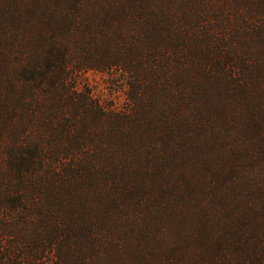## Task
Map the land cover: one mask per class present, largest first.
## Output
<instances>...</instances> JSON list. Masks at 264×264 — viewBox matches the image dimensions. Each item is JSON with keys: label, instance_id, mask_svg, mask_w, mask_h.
I'll return each instance as SVG.
<instances>
[{"label": "trees", "instance_id": "obj_1", "mask_svg": "<svg viewBox=\"0 0 264 264\" xmlns=\"http://www.w3.org/2000/svg\"><path fill=\"white\" fill-rule=\"evenodd\" d=\"M1 32L43 50L0 65L3 147L20 180L0 174V239L16 210L40 223L6 234L0 263L264 264V0H0ZM84 41L92 51L73 67L121 70L133 109L107 110L65 76L55 90L56 50L65 70ZM51 91L65 117L36 139L24 117ZM50 159L58 181L92 188L82 211L58 186V211L24 205Z\"/></svg>", "mask_w": 264, "mask_h": 264}, {"label": "rangeland", "instance_id": "obj_2", "mask_svg": "<svg viewBox=\"0 0 264 264\" xmlns=\"http://www.w3.org/2000/svg\"><path fill=\"white\" fill-rule=\"evenodd\" d=\"M82 31L84 33H87V31L90 29L86 24L82 26ZM0 36H2V39H0V65L3 64L8 57V53H12L15 55V53L18 52H24V53H35L39 50H43L41 46L36 47L33 43H30L26 48H21L20 44L18 47H12V43L10 41V37L8 35L5 36L4 32L0 33ZM45 50V49H44ZM92 49L90 45H86V41L81 43L77 50L70 52L68 55L64 56L63 60H68L70 66L66 68L65 70L62 68L60 64H58V57L61 51L58 49L56 50V66L51 65V73L54 77V81H56V89H61L62 86V76L67 77L68 83L70 85L75 86L77 91H89L90 97L92 100H96L102 107H104L107 110L111 111H130L133 109L134 104H132L129 91H130V85L132 83L129 76L125 75L121 70H114V69H108V70H96V69H84L81 71H76L74 66V60L78 59L79 57H85L84 54L88 55L89 52H91ZM55 51H53V54ZM46 56L42 58L38 62H44V60L48 57ZM54 91V89H53ZM51 91L49 94L51 97L48 101V103L43 104L41 102V105L38 106L37 112L35 115H32L31 113H28L24 117V124H27V127L30 129V132L33 135H36V139L42 138L43 136H46V139L49 135H54L56 131V121L58 123H61V119L65 117L64 115L60 116L58 113H55L52 109L54 108L53 105L56 101L57 94H54V92ZM42 99V96H41ZM2 101V100H1ZM0 106H4L3 101L0 102ZM31 108V106H30ZM54 112V113H53ZM57 118V119H56ZM8 135V130L5 125V121L0 119V168H4L1 170V175L6 177V180H12V182L18 183L20 180L17 175L14 174L12 170H10V167L8 166L7 161L9 159V154L7 153V149L3 147V143L5 141V137ZM24 139V138H23ZM52 144V143H51ZM47 145H50L49 143ZM56 148H76L75 143L73 140L69 137H58V143H54ZM56 163L52 162L50 159L46 166L43 165L42 167L39 165L37 168L40 173L38 175H29V179H33L34 185L40 188H43V192H39L36 190L35 193L30 196V202L25 201L24 205L27 207H34L37 211L38 208L41 207H47L51 208L53 207L58 211L60 209V201L54 198V195L52 194V197L48 200L52 186H58L61 189L68 188V190L74 192V197L71 199L70 203L73 205V209L77 212L82 211L81 208L76 207V201L80 198L87 197L89 195H92L90 191L92 188L87 185V183H82L81 185H76L75 183H70L68 181H61L56 178L55 173L52 169L49 168L53 167ZM56 170V169H55ZM0 182H2L0 180ZM5 182V181H4ZM45 182V183H44ZM42 184V185H41ZM85 188V189H82ZM42 197V199H41ZM26 200V199H25ZM43 205V206H42ZM26 213V212H25ZM8 224V227L6 228V232L3 233L4 238L0 239V246L5 247V249H10L12 247V240L7 239L5 236L6 234L15 235L18 239L20 237H23L26 239L27 230H29L30 225L36 226L29 222L28 220V214H24V211L22 209L16 210L13 212L12 216L9 218V220L6 222ZM13 227V230L9 229V226ZM40 226V223L38 222V225ZM36 226V227H37ZM41 227H38V231ZM9 229V231H8ZM9 238V237H8ZM1 251V248H0ZM0 264H4L0 263Z\"/></svg>", "mask_w": 264, "mask_h": 264}]
</instances>
